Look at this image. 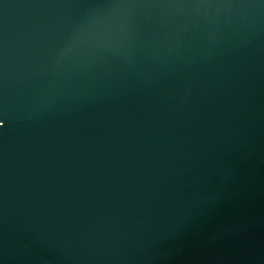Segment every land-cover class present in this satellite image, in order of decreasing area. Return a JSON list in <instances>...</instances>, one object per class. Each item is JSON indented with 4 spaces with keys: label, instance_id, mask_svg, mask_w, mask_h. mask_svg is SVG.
Instances as JSON below:
<instances>
[{
    "label": "water",
    "instance_id": "obj_1",
    "mask_svg": "<svg viewBox=\"0 0 264 264\" xmlns=\"http://www.w3.org/2000/svg\"><path fill=\"white\" fill-rule=\"evenodd\" d=\"M0 264H264V0H0Z\"/></svg>",
    "mask_w": 264,
    "mask_h": 264
}]
</instances>
